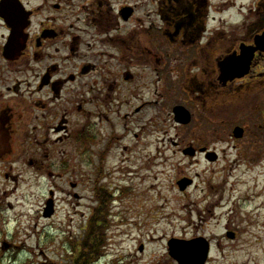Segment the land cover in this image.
<instances>
[{"label": "flooded vegetation", "instance_id": "flooded-vegetation-1", "mask_svg": "<svg viewBox=\"0 0 264 264\" xmlns=\"http://www.w3.org/2000/svg\"><path fill=\"white\" fill-rule=\"evenodd\" d=\"M194 124L226 137L241 162H264V0H0L6 199L21 177H43L38 214L54 220L59 192L77 208L83 191L109 196L100 182L111 158L142 156L141 142L162 125ZM188 148L191 159H221L210 144L179 148L182 155ZM95 219L79 225L78 257Z\"/></svg>", "mask_w": 264, "mask_h": 264}, {"label": "rangeland", "instance_id": "rangeland-1", "mask_svg": "<svg viewBox=\"0 0 264 264\" xmlns=\"http://www.w3.org/2000/svg\"><path fill=\"white\" fill-rule=\"evenodd\" d=\"M161 109L167 117L165 102ZM162 126L160 136L141 142L142 156L127 152L108 161L100 185L113 197L105 198L112 201L106 212L108 230L94 264H178L169 256V241L198 238L211 246L208 264H264V162L259 167L241 162L227 148L226 137L218 138L211 128ZM173 141L181 150L210 144L221 159L213 164L200 156L187 158ZM69 174L65 179L73 181ZM184 178L193 179L194 186L181 192L177 182ZM44 185L43 177L27 175L7 199L0 193V201L13 206L0 205V264H72L79 225L83 228L98 207L97 197L105 194L83 191L77 208L59 192L58 215L44 220L38 214L46 197Z\"/></svg>", "mask_w": 264, "mask_h": 264}, {"label": "water", "instance_id": "water-1", "mask_svg": "<svg viewBox=\"0 0 264 264\" xmlns=\"http://www.w3.org/2000/svg\"><path fill=\"white\" fill-rule=\"evenodd\" d=\"M181 110V109H179ZM179 121L185 125L189 124L188 117L185 114V111L182 113L178 112ZM202 152H205L204 150ZM184 156L195 157V152L191 151L190 148L184 151ZM209 161H215V158L208 156ZM192 185L191 180H182L178 182V186L181 191H185L189 186ZM50 207V205L48 206ZM52 212L48 214V217H51ZM47 217V216H46ZM230 238H234V235H231ZM169 255L172 257L178 264H206L209 258L210 245L205 239H197L191 242H183L179 240H171L168 243ZM143 251V248H141Z\"/></svg>", "mask_w": 264, "mask_h": 264}, {"label": "trees", "instance_id": "trees-1", "mask_svg": "<svg viewBox=\"0 0 264 264\" xmlns=\"http://www.w3.org/2000/svg\"><path fill=\"white\" fill-rule=\"evenodd\" d=\"M103 202H100V208L97 209L96 219L91 220L90 229L87 233L86 239H84V245L81 250L80 256H75L73 259L72 264H91L92 262L96 261L98 257V249L100 246V239H101V223L104 222L106 224V220H102V212H107V203L109 201H105L107 198V194L103 193Z\"/></svg>", "mask_w": 264, "mask_h": 264}, {"label": "bare ground", "instance_id": "bare-ground-1", "mask_svg": "<svg viewBox=\"0 0 264 264\" xmlns=\"http://www.w3.org/2000/svg\"><path fill=\"white\" fill-rule=\"evenodd\" d=\"M227 205H228V203L225 204V206H227ZM217 220H220V222H221V220H222V216H220V217L217 216ZM219 224H220V223H219ZM218 227H219V225H218Z\"/></svg>", "mask_w": 264, "mask_h": 264}]
</instances>
